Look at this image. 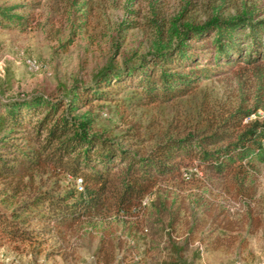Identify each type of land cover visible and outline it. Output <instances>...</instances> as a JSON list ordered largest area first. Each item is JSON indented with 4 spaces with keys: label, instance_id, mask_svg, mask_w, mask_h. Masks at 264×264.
<instances>
[{
    "label": "trees",
    "instance_id": "trees-1",
    "mask_svg": "<svg viewBox=\"0 0 264 264\" xmlns=\"http://www.w3.org/2000/svg\"><path fill=\"white\" fill-rule=\"evenodd\" d=\"M66 2L78 12L74 29L86 30L87 1ZM22 7L0 6V27L26 30L32 18L14 13ZM259 16L244 8L231 17L216 14L204 21L181 16L168 23L154 19L150 51L134 55V62L126 61L120 68L111 64L90 83L76 80L63 95L1 100L0 183L5 193L0 201L6 208L0 207V237L26 242L28 227L36 221L71 230L83 220L141 216L154 238L171 239L184 231L180 242L164 248L168 258L163 264H188L186 254L197 240L200 246L218 250L235 245L243 231L258 230L263 219L251 210L205 196L175 207L157 190L162 182L182 178L192 162L211 175L234 176L241 180L239 185H246L264 163V119L246 121L252 112L238 115L239 111L219 120L208 133L168 137L140 152L123 146L100 126L102 105L95 103L111 101L127 88L140 94L141 104L171 102L193 94L202 80L264 62V18ZM45 174L69 176L81 185L42 191L37 180ZM240 198L252 199V194ZM128 226L130 231L142 225L138 221ZM120 242V237L103 236L96 250L99 261L114 264ZM125 249L133 252L137 246Z\"/></svg>",
    "mask_w": 264,
    "mask_h": 264
},
{
    "label": "rangeland",
    "instance_id": "rangeland-1",
    "mask_svg": "<svg viewBox=\"0 0 264 264\" xmlns=\"http://www.w3.org/2000/svg\"><path fill=\"white\" fill-rule=\"evenodd\" d=\"M81 1H87L85 8L90 9L89 24L83 31L74 29L78 12L66 0H0L4 7L24 5L14 13L33 20L26 30L0 27V101L33 94L63 95L76 80L90 83L111 64L120 68L126 61L134 62V55L150 51L154 19L168 23L181 16L185 21H204L216 14L231 17L244 8L264 18V0ZM28 58L43 69L30 70ZM95 104L102 105L98 110L101 127L110 130L123 146L146 152L168 137L208 133L219 120L239 111L238 115L252 112L246 121L264 119V62L243 64L236 72L202 80L193 94L171 102L141 104L140 94L127 88L113 100ZM183 173L180 179L162 182L157 190L173 206L205 196L234 209L251 210L263 219L254 233H240L232 247L212 250L197 240L186 254L188 264H264V163L258 164V172L243 186L234 176L209 174L198 162H192ZM74 185L80 186L81 180L50 174L37 180L42 191L58 192ZM3 188L2 182L0 199ZM251 194L252 199L240 200ZM0 207L6 208L1 201ZM143 219L102 217L83 220L71 230L32 222L26 242L0 237V264H103L96 250L106 235L120 237L122 247H118L114 264H163L168 258L164 248L180 242L184 231L171 239L154 238ZM138 221L142 226L129 231L128 225ZM134 244L137 250L125 249Z\"/></svg>",
    "mask_w": 264,
    "mask_h": 264
},
{
    "label": "built area",
    "instance_id": "built-area-1",
    "mask_svg": "<svg viewBox=\"0 0 264 264\" xmlns=\"http://www.w3.org/2000/svg\"><path fill=\"white\" fill-rule=\"evenodd\" d=\"M26 63L30 70L40 71L41 69H43V66L35 59L28 58Z\"/></svg>",
    "mask_w": 264,
    "mask_h": 264
}]
</instances>
